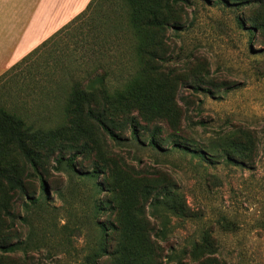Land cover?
<instances>
[{"label":"rangeland","instance_id":"rangeland-1","mask_svg":"<svg viewBox=\"0 0 264 264\" xmlns=\"http://www.w3.org/2000/svg\"><path fill=\"white\" fill-rule=\"evenodd\" d=\"M89 1L0 0V43H18L17 62L84 10ZM262 10L261 6L219 0H171L170 13L181 23V30L176 33L166 28L165 60L156 58L154 64L160 67L156 68L160 76L175 86L176 116L141 120L147 128L141 130L140 140L129 129L118 141L94 132V152L77 158L76 167L89 170L98 154L113 161L127 178L148 174L152 182L171 186L182 195L185 215L169 213L162 205L152 207L155 200L148 204L150 216L153 210L170 214L163 237L158 239L165 253L190 247L209 230L220 264H264V27L258 26L264 18ZM29 37L33 40L24 45ZM105 38L99 48L69 44L71 56L58 40L63 49L55 52L61 65L52 72L53 84H66L95 67L108 72L109 83L125 82L138 67L131 35L121 30ZM55 44L49 47L53 50ZM35 93L27 90L18 95L29 113H41L39 119L47 126L63 119L55 97L49 95L45 107L40 99L35 101ZM156 124L164 130L158 146L149 143ZM238 128L252 131L257 140L255 158L245 165L222 160L206 163L172 147L169 140L174 133L204 148L215 137ZM54 164L52 157L46 164V213L40 215L34 209L30 215L22 204L25 197L15 195V216L2 229L9 232L4 240L18 242L21 249L0 252V264H86L99 232L91 211L93 191L87 181L56 171ZM32 186L36 197L38 182ZM150 220L156 229L162 227L160 219Z\"/></svg>","mask_w":264,"mask_h":264},{"label":"trees","instance_id":"trees-1","mask_svg":"<svg viewBox=\"0 0 264 264\" xmlns=\"http://www.w3.org/2000/svg\"><path fill=\"white\" fill-rule=\"evenodd\" d=\"M219 1L261 6L264 13V0ZM170 4L171 0H90L84 10L0 75L1 253L21 249L18 242L4 240L9 232L2 229L15 216L16 194L25 197L22 204L30 215L36 209L40 215L46 213V164L52 157L53 169L70 178L78 176L93 191L89 196L91 211L99 232L86 264H220L215 256L217 244L209 230L190 247L172 248L165 253L158 239L163 237L169 213L186 214V201L171 186L154 183L150 175L143 173L127 178L113 161L98 154L89 170L76 167L78 157L84 159L94 152L91 144L94 132L105 133L118 141L123 138L122 132L129 129L140 140L144 134L141 130L147 128L141 120L176 116L172 104L175 86L167 77L160 76L156 69L160 67L154 64L156 58L161 57L158 62L165 60L166 28H173L176 33L181 30V23L170 13ZM258 26L264 27V18ZM248 29L252 30L253 26ZM121 30L131 35L138 66L125 82L111 84L107 81L108 72L95 67L66 84H53L52 72L59 63L55 52L63 49L58 40L65 43L64 50L71 56L69 44L99 48L106 36ZM52 42L56 43L55 50L49 47ZM27 90L36 92L35 101L40 99L45 107L46 98L55 97L63 119L47 126L40 120L41 113H29L23 107V99L18 98ZM163 132L161 125L153 126L149 143L158 146V137ZM169 137L172 147L191 152L210 164L222 160L245 165L256 155V136L248 129L223 133L204 148L191 138L174 133ZM34 182H38L36 197L35 191L31 192ZM100 193H104L102 198L94 197ZM152 200H155L152 207L162 205L169 213L153 210L154 216H150L148 204ZM150 218L160 219L162 227L156 229Z\"/></svg>","mask_w":264,"mask_h":264},{"label":"crops","instance_id":"crops-1","mask_svg":"<svg viewBox=\"0 0 264 264\" xmlns=\"http://www.w3.org/2000/svg\"><path fill=\"white\" fill-rule=\"evenodd\" d=\"M31 37L28 38L24 45H28L33 40V38ZM12 43H10L9 41H4V44L0 43V75L4 71H6L9 66H12L14 63H16L15 61L17 60V58H15V53H17L18 50V43L16 41H12ZM12 61H14L13 64L11 63Z\"/></svg>","mask_w":264,"mask_h":264}]
</instances>
